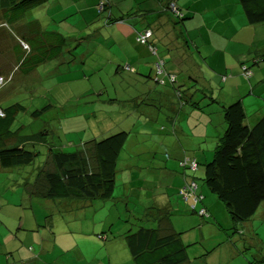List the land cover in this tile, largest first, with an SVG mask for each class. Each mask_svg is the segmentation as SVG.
Returning a JSON list of instances; mask_svg holds the SVG:
<instances>
[{
	"label": "trees",
	"instance_id": "1",
	"mask_svg": "<svg viewBox=\"0 0 264 264\" xmlns=\"http://www.w3.org/2000/svg\"><path fill=\"white\" fill-rule=\"evenodd\" d=\"M51 1L53 0H0V75L6 78L7 70L5 69L12 70L10 78L5 79L3 83L0 82V89L8 83V80H14L17 73L28 74L33 72L37 66L51 61H58L62 64L74 61L75 55L72 49L68 48L71 43L69 40L74 38L43 28L42 24L45 22L43 16H46L44 8ZM163 1L162 10L171 22L175 23V27L179 23H184L187 15L176 0ZM236 2L249 24L264 22V0H236ZM96 6V17L108 11V3L105 1L98 0ZM122 20L121 15L113 18L109 14L104 22L108 24L111 21ZM178 35L184 36V32L180 29ZM151 36L152 30L146 28L137 34L136 41L149 47L151 53L156 56L153 62V75H148V77L155 84L162 86L164 83L160 79L164 76L162 74H167L168 71L165 67V60L158 56L156 46L150 40ZM76 46L79 45L76 44ZM78 57L79 55L76 58ZM262 59H264V52L258 54L254 61ZM157 63H160L161 74L156 71ZM14 66L17 69L15 74ZM96 66H108L110 69L109 59L106 58L102 64ZM116 66L119 68L110 70L113 71L111 73L114 78L117 77L120 81L130 82L127 75L130 72H137L128 64L120 66L117 63ZM243 67L249 70L247 66ZM242 74L248 78L244 69H242ZM169 82L174 84L176 76L174 75ZM122 89L125 90V87L123 86ZM99 93L101 94L102 91ZM130 98L123 100L114 95L106 100L111 101L112 105L116 102L122 105L124 101H134ZM48 109L46 106L35 109L32 114L36 117ZM22 110L23 107L17 102L5 107H2L0 103V173L31 166V176L26 177L23 182L25 195L29 196V199L35 197V200H39L36 201L40 204L42 213L45 211L58 212L60 214L59 223L62 224L60 227L57 223L50 221L51 214L49 213L42 219L45 234L56 237L54 248L50 247L48 253L46 252L47 256H44L42 260L44 264L46 262L60 264L62 262L60 260L57 263L59 255L53 256L55 251L59 252L57 238L62 234L80 236L82 233V222L80 219L74 221V218H80L79 215H72L74 218L70 222L78 223L71 224V230H68L69 226L61 215L65 210L79 208H69L72 202L88 201L89 203L93 200L110 201L114 198L119 169L118 161H120V154L125 149L131 132L121 127L118 129L111 127L103 130L99 135L80 140L78 143L77 141L71 143L70 148L73 149L65 150L63 148L65 145H58L54 142L53 134L50 135L48 131L43 133L41 130L23 136L19 134L18 127L12 129L11 125L15 115ZM246 117L240 100L236 99L223 105L222 134L218 137L210 156L207 158L202 156L199 161L203 163L195 159V167L191 166L194 168L193 171L197 170L198 176L195 175L197 174L195 171L193 175H189L183 170L186 179L184 184L177 189L176 198L181 202H186L189 211L194 212L200 218H208L210 212L203 205L196 208V204L202 202L197 178L216 196L218 201L223 203L233 223L249 221L264 203V114L252 125L247 123ZM40 147L44 149V159L35 164L41 151ZM179 162L182 165L185 164L182 159ZM199 165H202L201 172L198 170ZM121 170L120 166V173ZM201 209L204 213H200ZM169 211L163 212L152 204L146 206L140 214L142 217L137 218L141 223H137L133 230L128 228L123 231L121 234L123 240L120 238L118 241H121L128 250L130 264H189L191 262L192 257H189L187 251L190 243L183 242L184 231H176L171 227ZM73 227L76 228L75 231ZM6 233L5 247L6 252L9 253L8 251L13 247L8 245L9 239L16 234L13 230H8ZM98 238L107 240L105 234H98ZM111 241L109 240L108 243L111 244L113 242ZM206 254L207 251L202 253L203 256ZM63 255L66 254L61 256ZM50 258L54 259V262L53 260L51 262ZM255 262L264 264V258L255 259ZM62 264L68 263L63 261Z\"/></svg>",
	"mask_w": 264,
	"mask_h": 264
},
{
	"label": "crops",
	"instance_id": "2",
	"mask_svg": "<svg viewBox=\"0 0 264 264\" xmlns=\"http://www.w3.org/2000/svg\"><path fill=\"white\" fill-rule=\"evenodd\" d=\"M101 1L108 3V11L105 14H110L113 18L121 15L123 16V20L111 21L107 24L104 22L108 18L107 15V18L103 17L102 23L87 28L89 29V39L86 38V36H80L74 38L72 43L78 44L79 46L88 42L96 45H99V43L102 44L96 35L100 31L101 36L105 41L104 44H109L111 47L114 46L108 49L110 54L109 56L106 55L104 58L109 59L110 69H118L119 67L116 66L117 63L120 66L128 64L130 67L135 68V71L137 72L132 73L129 71L130 74H128L127 77L130 78V82L135 83L136 85H141L142 87L140 86L141 88L138 93L130 98V100H134L133 102H130L134 104L136 112L137 108L141 107L143 111H138V114H135V112L132 114L133 117L139 116V119L137 121L134 119V123L131 124L133 125L139 122L141 126H153L157 120L156 116L158 113H156V109L160 110L162 108L165 109L163 113L165 114L167 123L163 122L158 124L157 129L160 130V132H164L163 134H165V137L163 140L169 138L173 141V136L179 138V136L183 134L186 138L192 135L202 137L201 142H208V139L216 138V144L218 137L222 134L224 122L222 120V115H220L218 125L213 126L214 121L212 117L215 112L207 110L210 108V103L208 101V98H210L209 90L220 88L222 82L228 80V77L225 78V81L221 80V77L226 71L238 75L242 73V64H245L248 59H251V57L254 59L258 54L264 52V48L260 47L262 49L258 51V54H254V56H251L248 59L242 57L240 53L234 55V60H232L231 63H236V65H231L233 66L231 69V66H228L227 64L230 63V61L223 59V56L226 55L224 53L227 52L233 54V49L229 47V44L236 36L243 37V35H245V43L249 44V42H253V40H251L253 37L255 38L261 34L259 43L263 44L264 22L259 24H249L236 0H176L177 4L184 9V12L187 15L184 23H179L176 27L175 23L171 22L170 18L162 10L163 0ZM97 3L98 0H53L45 6L46 16L45 22L42 24L43 28L49 31H56L57 29H60L61 26H65V23L73 26L72 19L70 18V15L72 14L75 15L76 20H79L84 16L83 14H87V11L93 12L94 17H96ZM65 11L68 13L66 16L64 15ZM100 18H102V16H97L96 20ZM51 22L58 24V27L54 29L52 25H49ZM90 28L94 29L93 34L90 33ZM146 28L152 30L150 40L156 46L158 56L165 60V67L168 73L160 79V81L164 83L162 86L155 84L148 77V75H153V62L155 61L156 56L151 53L149 47L139 44L136 41L137 34ZM180 29L184 32V36L178 35ZM243 39L245 40V37H243ZM257 46L258 44L256 47ZM83 54L88 55L87 52L83 51L81 52V57L76 59L83 60ZM93 62L97 63V60ZM263 66L264 63L262 62V64L259 65V68H261L259 74L262 73V76L255 81H253L255 73L254 70L251 69L252 72L250 73V77H248L249 86H247L246 94L262 96V92L264 91ZM248 67L250 68V66ZM123 68L124 67H122V69ZM169 75H172L173 77L174 75L176 76V82L174 84L169 82L173 78H170ZM242 84L246 86L245 81H242ZM99 92L100 91L97 93L100 94ZM240 92L241 91H238V95H233L229 100L234 101L238 99L241 101L247 116V123L252 125L263 114L260 110L261 107L256 111L251 109V112H254L255 115L252 118H248L246 107L244 105L245 101L242 100L243 93ZM226 100L227 99L222 100L220 98H214L215 103L220 107L221 113L222 106L227 105ZM147 112L151 115L150 118L147 116ZM142 113L146 114L143 119L140 117ZM189 118L194 126L197 124V128L199 127L198 132L196 131V128L192 129L191 135L186 133ZM121 128L130 132L132 131L126 127ZM152 128V131L157 130L156 128L154 129V127ZM145 130L147 132L149 131L148 129ZM201 142L196 146V149H199L201 152L200 154L198 153L199 155L195 156L197 161H199L202 156L203 158L209 157L211 150H213H207L206 145L201 144ZM182 146L185 147L183 144ZM200 155L202 156L200 157ZM125 159V156H121V184H124L121 192L122 198L126 199L127 204L130 201L129 199H138L135 203L139 206V213L141 208H144L145 210V207L150 206L151 204L158 209H161L163 212L170 210L169 212L171 214L169 215V221L171 227L176 231H184L182 234L183 242L190 243V245H200L198 250L195 248L192 252L196 254L197 252H201V250L207 251V254L204 256L206 257V260L198 262L191 260L189 264H258L255 262V259L264 258V244H261L259 255L255 253L252 254V256H255L253 260L250 255L247 253L244 254L239 248L240 245L237 240L234 238H229L227 241L229 242V246L224 248L222 244L224 241H221L224 236L221 232L226 229L223 228V225L220 223L218 224L219 215L217 209L207 201L208 194L203 186L198 187L199 192L202 195V202L197 203L196 208L203 205L210 212V216L216 220V224L212 223L209 217L200 218L194 212H190L187 203L181 202V200L176 198L177 189L184 184L186 179L184 178L185 175L183 171L178 172L170 167H164L167 171L166 176L168 175L169 177L165 178L164 181L161 178L160 185L167 190L165 193H162L155 190L156 186L146 187L147 180H154L155 182L160 176V172L151 171L146 174L141 171L142 167H139L137 162L130 163L125 161ZM132 187L134 190L130 191ZM263 204L264 203H262V205ZM262 205H260V207ZM258 210L253 217H256L257 215L264 216V211L258 212ZM190 214L192 215L190 216ZM34 216L32 217V219L36 221L34 223L40 226L41 220L38 221L36 218L39 217V215L34 214ZM175 216L176 218H174ZM40 218L42 219V217ZM78 219L80 218H74V221H77ZM19 224L20 226H18L16 230H13L12 228L9 229L13 230L16 234V236L14 235L9 239V241H12L9 243H14V246L8 251L9 253H7L5 247V243L7 244V234L2 235L1 237L5 242L0 239L2 246L0 252L10 254L13 261H15L14 264H44L41 259L44 256H47L50 247L53 246L54 248L56 237L52 235L47 236L45 230H41L38 227L32 228L27 226V229H23L24 217ZM71 224V222L68 223V230H71ZM192 228L194 229L191 230ZM18 230H24V232L20 233ZM80 236H65V234L60 236L64 240L62 241V246L59 249V252H56V254L59 255V258L62 254L67 255L71 253L75 256L73 259L78 260L77 262H72V264L131 263L128 250L123 244H120L119 247H117L116 244H113V248L110 249L105 243V245H103L104 247L102 245L99 246L97 253L93 257L89 259H86L85 257L83 259L80 250ZM206 237L210 240L206 241ZM24 238L25 240L28 238L31 240V249L26 245ZM217 240L219 241L209 248L205 249L203 247L204 244H211V242L213 243ZM256 240L260 243L264 242L260 234L256 236ZM100 247H102L101 250H99ZM223 248L224 250H222ZM262 248L263 250H261ZM239 251L243 254L241 262H228L226 261L225 254H223V259L225 261H221V253L229 252L230 255H235L236 253L239 254ZM98 254L101 255L102 259L96 257ZM117 254L120 256L123 263L119 261ZM94 257L95 260L91 261ZM211 258H214V260H211ZM59 262L60 261L58 260L57 263ZM62 263L63 261L60 262V264Z\"/></svg>",
	"mask_w": 264,
	"mask_h": 264
},
{
	"label": "rangeland",
	"instance_id": "3",
	"mask_svg": "<svg viewBox=\"0 0 264 264\" xmlns=\"http://www.w3.org/2000/svg\"><path fill=\"white\" fill-rule=\"evenodd\" d=\"M44 12L46 13V8L44 9ZM67 14L68 13L65 11L64 15L66 16ZM83 15L84 16H82L79 20L75 19L74 14L70 15L73 26L65 23V26H61L60 29H57L56 31H59L64 36L70 38L86 36V38L89 39V29L87 28L92 25L102 23L103 17L107 18V14L105 13L102 14V18L98 20L94 17L93 12L87 11V14ZM43 17L45 18V16ZM49 25H52L54 29L58 27V24L55 22H51ZM93 30V28H90L91 34H93ZM96 35L102 44L99 43V45H96L88 42L80 46H76V44L72 43L73 40H69L71 43H69L68 46L70 47L68 48H71L72 53L75 55L74 61L67 62L66 64L58 63V61H51L37 66L33 72L28 74H23L21 72L15 74L17 69L14 66V69H12L16 78L12 81L8 80V83L4 84L0 89V103L2 107H5L9 104L17 102L23 107V110L19 111L15 115L14 121L11 125L12 129H16L18 127L20 135L27 136L41 130L43 133L48 131L50 132V135L53 134L52 138L54 139V142L58 145H65V147H63L65 150L73 149L70 148L71 143L76 141V143H78L80 140L88 139L96 134L99 135L100 132L111 127H113V129L126 127L127 129L132 130L128 141L126 142L125 149L120 156H125V161L127 162H137L139 167H142L141 171L146 174L151 171L160 172V176L155 182L154 180H147L146 187L156 186V191L165 193L167 191L166 188L160 185L161 178L164 181L165 178L169 177L168 175L166 176L167 171L164 167H170L178 172L185 170L187 174L193 175L195 170L193 171L194 168L191 167V161L195 160V156L201 153L199 149H196V146L199 142H201L202 137L192 135L186 138V136L182 134L179 138L173 136V141L169 138L163 140L165 134H163L164 132H160L157 127L158 124L166 122L165 114L163 113L165 109H156V113H158L156 116L157 120L153 126H141L139 122L132 125L131 123H134V119L135 121L139 119V116L133 117L132 114L134 112L136 114L138 111H143L141 109L142 107L137 108L136 112L134 104L130 101H124L122 105L117 102L115 105H112L113 103L111 101L108 102L106 99L113 97L114 95L123 100L129 99L131 96L138 93L142 86L135 85L128 81H120L117 77L114 78V75L111 73L113 71L110 70L108 66H96L100 65V63L102 64V62L106 60L104 58L106 55L109 56L110 54L108 49L114 47H111L109 44H104L105 41L101 36L100 31ZM243 37H245V40ZM243 37L236 36L229 44V47L233 49V54H229L227 52L224 53L226 55L223 56V59L230 61V63H227L228 66L236 65V63H231V61L234 60V55H238V53H240L242 57L248 59L249 57L254 56V54L257 55L258 51L264 48V43H259L261 34L255 38L253 37L251 39L253 42H249V44L245 43L246 36L243 35ZM257 44L258 46L256 47ZM83 51L87 52L88 55L83 54L84 61L77 60L76 57L78 55L81 57V52ZM66 55L69 56L67 53ZM86 56L87 58H85ZM95 60H97V63L93 62ZM262 62L264 63V59L256 62L251 57V59H248L245 64H242L241 68L246 65L250 66V68L248 66L247 67L249 70H254L255 76L253 81H255L262 76V73L259 74L261 69L259 68V65H261ZM233 66H231L230 69L233 68ZM5 70H7V75L6 78L0 75L1 83H3L5 79L10 78V72L12 70ZM169 76L172 78L171 75ZM226 77H228V80L226 82H222V86H220V88H213L209 90L210 98H208V101L210 103V108L207 110L215 112L212 117L214 121L213 126L218 125L219 117L222 115L220 107L215 103L214 98H220L222 100L227 99L226 104H229L233 101L229 99H231L233 95H238V91L243 93L242 100L245 101L244 105L246 107L248 118H252L255 113L251 111H256L259 107H261V113L264 114V91L262 92V96L248 95L246 94L247 86H249L248 78H246L242 73L234 75L231 72L226 71L221 77V80L225 81ZM248 77H250V75ZM242 81H245L246 86L242 84ZM123 86L125 87V90L122 89ZM99 88H101V94L97 93ZM45 106L49 109L44 111L39 116L35 117L32 114L33 110L40 109ZM114 106L115 108H113ZM93 113H95V115ZM145 116L146 114L142 113L140 117L143 119ZM147 116L149 118L151 117L148 112ZM152 127L157 130L152 131ZM194 128H196V131L198 132L199 127L197 128V124L194 126L189 118L186 133L191 135V131ZM145 129H148L149 131L147 132ZM215 140L216 138H210L208 139V142H201V144L206 145L207 150H211L214 149L216 145ZM182 144L185 145V147L182 146ZM40 149L41 151L35 160V164L43 161L44 159V149H42V147H40ZM201 156L202 155H200V157ZM180 159H182L185 163L184 165L179 162ZM200 162L201 161H199V163ZM120 166L121 157L120 161H118L119 169L116 177L118 188L115 189L113 199L110 201L93 200L89 203L88 201L72 202L69 208L79 207L83 209L80 210L79 208H73L72 210H65L64 214L61 215L64 222L67 224L70 223L68 220L72 221L71 219L74 218L72 215L80 216V222H82V233L79 237L80 250L81 253H84L82 255L84 258L86 257L88 259L93 257L97 253L99 246H103L105 243L110 249L113 248V244H116V246L119 247L122 242L118 240L122 238L121 234L123 231H126L128 228L133 230L137 223H141L138 222L137 218L142 217L139 214L142 213L143 208H141L139 213V206L135 203L138 199H129L130 201L127 204L126 199L124 198V200L121 196L122 186H124V184H121ZM198 170L200 172L202 171V165H199ZM195 172L197 173V170ZM31 173V166L0 173V239H2L3 242L5 241L1 236L6 235V232H8L10 228L16 230V228L20 226L19 222H22L23 217V229H27V226H30L32 228L38 227L43 230L44 225L42 219H44L47 213L51 214L50 221L55 222L58 226L60 225V227H62V224L59 223L60 214L58 212L45 211L42 213L41 206L36 201L38 199L35 200V197H30L29 199V196L27 197V195H25L23 182L26 177L31 176ZM195 175L198 176V173ZM196 181L198 186H203L204 189H206L208 194L207 201H209V203L217 209V213L219 215L218 224L220 223L223 225V228L226 229L221 232L224 236V238L221 239V241H224L222 242L224 248L229 246V242H227L228 239L234 238L237 240L240 245L239 248L244 252V254L247 253L250 255L253 260L254 256H252V254L255 253L259 255L261 244H264V242L260 243L256 240V236L260 234L264 241V216L257 215L249 221L234 223L233 226V222L223 203L218 201L216 196L207 189L199 178H197ZM133 190L134 188L132 187L130 191ZM40 203L42 202L40 201ZM263 211L264 204L259 208L258 212ZM34 214L39 215V217L36 218L38 221L41 220L40 226L34 223L36 222L32 219ZM191 215L192 214H190V216ZM40 217H42V219ZM208 217L211 219L212 223L216 224V220L212 216ZM174 218H176V216ZM77 223L78 222H74L73 224ZM73 229L74 231L76 230L74 227ZM193 229L194 228L191 230ZM18 232L23 233L24 231L18 230ZM98 234H105L107 236V240L104 241L103 239L98 238ZM72 236L75 237V234ZM109 240H112L113 242L111 241V244H107ZM205 240L208 241L210 239L206 237ZM25 241L26 245L31 249V240L28 238ZM218 241L219 240L213 243L211 242V244H204L203 247L207 249ZM8 245L10 247L14 246L9 243ZM57 245L59 249L62 246V239L60 236L57 238ZM199 246L200 245L193 244L188 247L189 257H192L193 261L198 262L206 260V257L202 255L205 250H201V252H197L196 254L192 252L195 248L198 250ZM101 248L102 247H100L99 250H101ZM224 248L222 250H224ZM1 249L2 246H0V250ZM50 251L51 250H49V252ZM221 254V261H225L223 259V254H225L226 261L228 262L239 263L243 257V254L240 253V251L239 254L236 253L235 255H230L229 252ZM53 256H56V251ZM117 256L119 261L123 263L120 256L118 254ZM74 257V254L70 253L61 256L58 260L72 264V262L74 263L78 261L76 259L74 260ZM96 257L98 259H102L100 254ZM49 260H53L54 262V259L52 258ZM93 260H95V257L91 259V261ZM211 260H214V258H211ZM41 261L43 262L42 259ZM10 263H15L12 256L5 252H0V264ZM48 263L49 262H46L45 264Z\"/></svg>",
	"mask_w": 264,
	"mask_h": 264
},
{
	"label": "built area",
	"instance_id": "4",
	"mask_svg": "<svg viewBox=\"0 0 264 264\" xmlns=\"http://www.w3.org/2000/svg\"><path fill=\"white\" fill-rule=\"evenodd\" d=\"M242 69H244V73H245L246 76H249V75H250L251 72H250L247 68L243 67ZM156 71H157V73H160V74L162 73V72H161L162 70H161V68H160V63H157V64H156ZM194 162H195L194 160L191 162V166H192V167H195V163H194ZM182 189L184 190V188H182ZM183 190H181V192H183ZM183 193H184V192H183ZM200 213H204V210L201 209V210H200Z\"/></svg>",
	"mask_w": 264,
	"mask_h": 264
},
{
	"label": "bare ground",
	"instance_id": "5",
	"mask_svg": "<svg viewBox=\"0 0 264 264\" xmlns=\"http://www.w3.org/2000/svg\"><path fill=\"white\" fill-rule=\"evenodd\" d=\"M195 197V196H194Z\"/></svg>",
	"mask_w": 264,
	"mask_h": 264
}]
</instances>
